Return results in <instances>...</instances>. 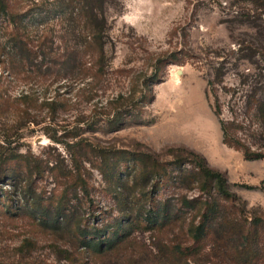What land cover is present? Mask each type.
<instances>
[{"label":"rangeland","instance_id":"374dc122","mask_svg":"<svg viewBox=\"0 0 264 264\" xmlns=\"http://www.w3.org/2000/svg\"><path fill=\"white\" fill-rule=\"evenodd\" d=\"M9 6L27 15L19 30L0 14V153L18 152L25 161L11 179L0 180V264L22 260L26 239L36 244L39 260L61 264L50 245L73 241L55 240L31 216L30 189L51 210L66 208L76 223L86 220L108 235L131 232L86 264H210L176 249L191 245L187 230L206 210L214 204L220 210L210 220L214 231L228 227L224 215L238 209L245 219H264V158L246 159L224 141L220 125V118L230 122L231 135L264 151L256 106L264 96V10L250 0H114L107 11L108 64L100 72L75 12L60 15L57 0ZM16 32L38 57L21 59ZM68 56L79 58L77 69ZM218 67L223 83L215 89L208 80H216ZM151 77L152 92L144 86ZM144 94L152 102L139 108ZM128 102L138 103L133 121L111 124ZM193 152L225 175L237 202L203 177ZM80 174L84 187L73 183ZM166 208L177 220L146 222V213Z\"/></svg>","mask_w":264,"mask_h":264},{"label":"trees","instance_id":"16d2710c","mask_svg":"<svg viewBox=\"0 0 264 264\" xmlns=\"http://www.w3.org/2000/svg\"><path fill=\"white\" fill-rule=\"evenodd\" d=\"M255 6L264 10V0H250ZM11 0H0V14L1 16L10 23H13L19 30L24 23L25 14L15 13L10 9ZM114 0H57L59 6L58 13L64 16H73L72 12L76 13V20H73L79 26V30L84 32L85 35V46L87 50H91V57L95 59L94 67H97L98 71L103 72L108 64V8L113 4ZM32 15L29 16L28 20H31ZM8 22V23H9ZM76 33V27L73 26ZM13 47L17 49V54L21 55V59H27L29 57H38V54L33 56L32 50L28 47V43L19 33H15L13 38ZM47 53H44V58ZM71 60L70 65L78 68L79 58L78 57H67L66 60ZM222 67H218L216 71V80H208V86L221 85L223 83ZM152 81L155 80L151 77L144 81V86L147 91L152 92ZM121 97V96H120ZM122 98V97H121ZM118 100V98L116 99ZM139 108L146 107L152 102L151 96L147 94L142 96ZM138 103L128 102L125 105V109H116L117 113L115 118L111 121V124H120L123 119L133 121L134 106ZM44 104L54 105L55 101H44ZM256 105V103L254 102ZM257 111L259 118L264 121V96L257 103ZM214 113L220 117L222 114V105L219 97L215 95L214 101ZM230 122H227L220 118V125L223 131L224 141L232 146L241 148L244 152L246 159L255 160L264 158V151L252 150L240 138L230 134ZM198 158L199 171L206 179L214 181L218 193L229 200L231 203H235L238 200V196L233 192L225 175L219 171L211 168L204 156L199 153L193 152ZM25 155L13 152V153H0V180L12 178L13 174L16 175L18 167L16 164L24 163ZM117 165L113 168L117 170ZM179 169L184 171V163H179ZM183 166V167H182ZM184 173V172H183ZM182 173V174H183ZM113 174V173H112ZM115 179L119 178L114 174ZM73 183L77 186L84 187L85 183L80 177L74 178ZM86 186V185H85ZM33 194H32V193ZM27 195L31 198V216L36 218L38 224L47 231L55 240L63 239L65 235H69L73 239L69 246H62L58 242H53L50 245L51 252L55 253L59 260L63 262L61 264H86V257L92 254L105 255L109 251L115 250L117 244L122 241L125 237L131 234L130 231L124 232L121 229H114L111 235H108L109 229L90 227L87 221L80 219V222L76 223V219L72 216L71 212H67L64 207H59L55 211L49 208V205H43L42 200H38L35 197V193L30 189ZM5 196V195H4ZM26 197V195H24ZM6 200L14 201L7 197ZM38 200V201H37ZM185 205H191L190 199L183 200ZM11 203V204H13ZM11 204L8 206L11 208ZM14 207H17L14 203ZM13 207V206H12ZM215 210H206L201 216V220L197 225L189 227L188 234L191 237L192 243L187 247L176 246L177 252L181 254H187L189 257H195L200 255L207 259L210 264H217L218 262H229L232 264H264V219L260 216H254L251 220L244 218L243 212L238 209L237 212H229L224 215V219L228 223V227H225L222 231L213 230L210 226V220L214 212L219 213L218 206L214 204ZM220 208V207H219ZM169 210L166 208L163 212H152L149 211L145 214V219L148 224H156L159 219L168 218V222L177 220L172 219L174 216L167 214ZM77 216H75L76 218ZM234 217V218H232ZM88 220V219H87ZM214 233H213V232ZM126 234V235H125ZM233 234H238L241 243H232ZM54 240V241H55ZM209 241V243H207ZM209 250L207 249V245ZM35 243L29 239H26L19 247L25 257L17 262H10L4 264H47L38 259L36 256ZM207 263V262H202ZM185 264H192L186 262Z\"/></svg>","mask_w":264,"mask_h":264}]
</instances>
